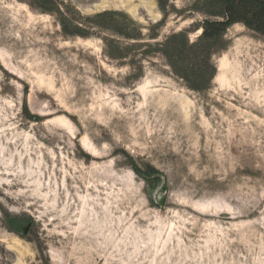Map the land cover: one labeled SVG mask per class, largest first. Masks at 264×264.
<instances>
[{"label": "rangeland", "instance_id": "rangeland-1", "mask_svg": "<svg viewBox=\"0 0 264 264\" xmlns=\"http://www.w3.org/2000/svg\"><path fill=\"white\" fill-rule=\"evenodd\" d=\"M162 1L0 0V264H264V36L192 91L139 43L205 17Z\"/></svg>", "mask_w": 264, "mask_h": 264}, {"label": "trees", "instance_id": "trees-1", "mask_svg": "<svg viewBox=\"0 0 264 264\" xmlns=\"http://www.w3.org/2000/svg\"><path fill=\"white\" fill-rule=\"evenodd\" d=\"M198 1L201 5L198 10L205 18L196 29L201 30V33L194 42H190L186 31H179L167 36L162 43H139L143 44L147 51L160 53L173 75L181 79L187 89L195 92L209 88L216 74L213 57L225 50L227 44L224 35L231 26L242 24L264 36V0ZM158 4L164 12L165 2L158 0ZM111 14L126 19L130 25L119 23L114 28L113 32L119 38L143 41L141 29L125 14L103 12L97 17H107ZM163 22L162 20L158 26H162ZM149 39H154V36Z\"/></svg>", "mask_w": 264, "mask_h": 264}, {"label": "water", "instance_id": "water-1", "mask_svg": "<svg viewBox=\"0 0 264 264\" xmlns=\"http://www.w3.org/2000/svg\"><path fill=\"white\" fill-rule=\"evenodd\" d=\"M161 202H163V199L161 200Z\"/></svg>", "mask_w": 264, "mask_h": 264}]
</instances>
